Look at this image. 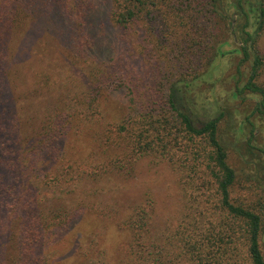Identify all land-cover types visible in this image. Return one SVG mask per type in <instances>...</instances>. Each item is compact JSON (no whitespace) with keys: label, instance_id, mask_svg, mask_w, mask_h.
I'll return each instance as SVG.
<instances>
[{"label":"trees","instance_id":"1","mask_svg":"<svg viewBox=\"0 0 264 264\" xmlns=\"http://www.w3.org/2000/svg\"><path fill=\"white\" fill-rule=\"evenodd\" d=\"M102 1L106 9L76 25L56 18L51 0H0V264H264V0ZM66 3L78 12L98 0ZM18 12L39 24L12 52ZM166 20L182 28L170 44L183 45L162 46ZM85 23L118 31L110 41L138 23L159 47L141 61L110 41L86 55L79 38L96 31H79ZM150 54L163 60L157 73ZM226 54L239 55L230 97L248 106L231 124L226 106L200 119L186 96ZM85 59L97 77L83 72ZM143 162L179 175L177 223L160 220L152 191L127 195ZM102 231L112 249L100 241L94 255Z\"/></svg>","mask_w":264,"mask_h":264},{"label":"rangeland","instance_id":"2","mask_svg":"<svg viewBox=\"0 0 264 264\" xmlns=\"http://www.w3.org/2000/svg\"><path fill=\"white\" fill-rule=\"evenodd\" d=\"M51 3H52L51 6H53L51 7V10L54 12L56 18H59L61 16L63 17V15H66L67 17H70V19L76 25L80 21L84 23L86 20L88 21L90 18L95 19L98 13H101L103 9H106V3L102 0H98V4H96L95 7H91V9L87 7V9L85 10L79 9L78 12L70 11L69 8L70 5L68 6L66 0H51ZM1 7L5 9L4 4L1 5ZM22 13L18 12L16 15H14L12 21L10 22V29L9 28L7 29V31H11L10 35H12L10 40V45H11L10 47L12 52H16L18 49L17 47H19L22 31H34L33 28L39 24L37 21H34L30 26L32 20L30 19L27 20V18H25ZM163 23H164L163 26L164 29L165 27L168 29L163 30L167 32V35L166 37H164L166 41H162L163 43L162 46L171 45L173 48H176L179 47L180 45H183V43L181 42L178 43L177 45L173 43L170 44L171 39L174 38L177 39L181 33L182 28L178 26L174 28V26L178 23V21H171L167 24V20H166ZM159 25L162 26L160 23ZM221 26L223 28L222 24H220V27ZM82 30L96 31L93 32V35H89V36L83 35L82 37L79 38L80 50L82 52H85L86 55H91L92 52L95 51L94 49L97 50V48H103L107 46L112 34L118 32V31H109V30L97 31L94 28L87 27L86 23L82 24V28L79 29V31ZM125 33L126 34L118 33L117 34L118 37H116L114 41L113 39L112 41H110L111 43L114 44L115 49L117 50V52L121 54V56L122 55L131 56L130 53H132L133 58L136 55L139 61H141L142 57H145L147 51H150V49L153 46H156L157 48L159 47V45L157 46V44L153 42L156 39H153V41H150L149 39H145L144 35H142V29L138 23L136 24L134 31L132 29V31H126ZM219 34H220L219 37L221 38V35L225 33L223 31H220ZM143 45L148 46L149 49L147 48L146 50H144ZM157 48L155 52H157ZM191 52L192 50L188 52L189 54L186 56V59L188 58L189 60H191V64H193L194 63L193 53ZM140 53L143 54L140 55ZM153 54H150L151 56L149 55L148 58L149 61L147 62L151 63L150 70L152 71V73H157L159 71V70L157 71L158 66L159 68H161L160 60L161 61L163 60L160 59V57L158 56L156 57V55L154 56ZM82 56H83L82 59L86 58L84 55ZM108 57H109L108 55H105L104 59L107 60ZM238 59H239V55L237 54H232V55L226 54L223 57H216L213 60L212 64L210 65V72H209L210 76H207L205 78L206 80L205 82L198 81L197 84L195 85V88L190 93V95H186L188 101H190L189 103L192 104L193 110L197 112V116L200 119H206L209 115H213L217 113L218 108L223 105L226 106L225 108L227 110V113L230 114V118L228 117L229 115L227 116V118L230 119L229 120L230 124L233 123L234 119L239 120L246 113V109L248 108V106L244 104L241 105L240 103H238L237 100H233L230 97V91L232 87V81L230 79V75L234 72V66L237 63ZM108 63H112V62L109 61ZM82 68L86 76L89 77H97L98 76L97 73L99 71H102L94 62H90L88 59H85V61L82 62ZM115 75L120 76L121 74H118V72H116ZM55 77L57 78V75H55ZM156 77L158 76L156 75ZM263 81H264V76H263ZM107 84L109 87L114 85V78L111 81H109ZM16 90L19 93H22V84H20L18 87L16 86ZM103 93H105L103 95L104 97H110L111 99H114L117 96L116 93H109V92H103ZM232 117H234V119H232ZM220 127L222 130L221 137L226 141V136L228 139L229 136L226 130L227 128L225 121L221 123ZM263 133H264V129H263ZM227 159L230 165L233 166L234 168L238 169L242 166L241 165L242 162L241 161L239 162L238 155L232 149H229ZM178 176L179 175L177 173H175L170 167H168L165 164L161 163V165H158L155 163H151L150 165H148L145 162L140 163L137 167V170L135 171L134 178L132 179L134 184L132 185L133 188H130V191L129 193H127V195L137 193L138 191L141 190L152 191L153 193H151V195L153 194L156 200L155 208L158 209L157 212L160 215L159 217L160 220L165 224L170 223L173 225L177 223L179 219L182 210V204L185 199V196L183 195L182 190L180 188V184H178V179H179ZM13 196L15 195L11 194L10 196L5 198L3 209L6 208V204L12 203ZM95 218L96 217H92V219ZM96 231H100L99 226L98 228H96ZM101 233L104 235H101ZM101 233L98 236L99 241H97L96 239V241L93 244L89 245L91 246L90 248L91 250H93L94 255L96 250L101 251L100 249H98L100 248V244H99L100 241H102L101 243L104 244L103 249H110V250L112 249V245H110L111 241L107 240L105 231H102ZM111 236H112L111 234H108V237ZM113 239L115 240V238ZM120 240H115V243H117L116 241H119L117 247L122 246L124 243V242H120ZM115 247H113V249ZM117 247L116 249H120ZM48 253L50 254V252Z\"/></svg>","mask_w":264,"mask_h":264}]
</instances>
